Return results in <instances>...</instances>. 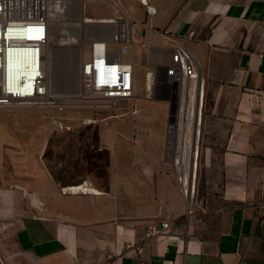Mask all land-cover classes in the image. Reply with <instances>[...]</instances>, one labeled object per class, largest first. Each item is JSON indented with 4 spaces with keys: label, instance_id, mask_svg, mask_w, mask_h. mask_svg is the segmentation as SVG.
Returning <instances> with one entry per match:
<instances>
[{
    "label": "crops",
    "instance_id": "0c3cea01",
    "mask_svg": "<svg viewBox=\"0 0 264 264\" xmlns=\"http://www.w3.org/2000/svg\"><path fill=\"white\" fill-rule=\"evenodd\" d=\"M120 1L134 39L164 46L168 30L202 66L195 193L174 174L169 101L155 104L136 82L131 117L111 138L109 181L87 192L91 203L55 211L38 174L0 167V264H264V0ZM61 179L66 194L81 193L79 176ZM167 214L171 227L145 238Z\"/></svg>",
    "mask_w": 264,
    "mask_h": 264
},
{
    "label": "built area",
    "instance_id": "2783aa9c",
    "mask_svg": "<svg viewBox=\"0 0 264 264\" xmlns=\"http://www.w3.org/2000/svg\"><path fill=\"white\" fill-rule=\"evenodd\" d=\"M74 1L0 0V108L62 109L67 104L78 103L85 108L99 109L120 99L134 98L137 81L133 56L135 24L120 0H107L117 15L99 21L106 27L90 40L89 54L81 66L82 88L76 93L77 99L69 97L59 101L51 96L48 47L56 20ZM80 1L84 10L86 2L105 0ZM161 35L168 44L152 46L142 41L139 45L147 49V63L154 67V73L148 72L147 77L152 75L154 88L168 101L175 102L171 115V128L176 138L172 164L177 181L189 198L196 189L200 125L205 104L203 71L198 58L168 30ZM259 56L263 58L264 52H259ZM54 122L58 124L57 119ZM84 183L73 187L79 188ZM78 191L84 192L82 188ZM259 208L264 218V200ZM171 225L172 218L168 214L163 220L148 223L145 238L162 234ZM129 247L135 248L139 255L143 251L141 244ZM138 264L149 263L140 257Z\"/></svg>",
    "mask_w": 264,
    "mask_h": 264
},
{
    "label": "rangeland",
    "instance_id": "374dc122",
    "mask_svg": "<svg viewBox=\"0 0 264 264\" xmlns=\"http://www.w3.org/2000/svg\"><path fill=\"white\" fill-rule=\"evenodd\" d=\"M83 15L115 16L116 12L113 5L105 0L87 2ZM67 29V32H55L49 43L48 56L50 71L54 74L58 70L63 79L64 90L71 94L70 90L79 92L82 88V62L89 54L91 38L101 34V29L98 23L80 26V39L77 35L73 36V29ZM134 42L137 87H146L149 83L147 74H153L154 67L147 63V52L139 45L142 41L135 38ZM150 84L144 91L151 101L158 104L159 101L167 100L154 88L152 75ZM59 94L64 95V92ZM131 107L132 100L120 99L99 109L85 108L78 103L67 104L62 109L38 106L0 108V136L3 139V145L0 146V167L23 172L25 176L38 174L43 181L42 196L48 194L57 202L55 211L61 210L63 206L68 208L91 203L93 196L87 192L66 194L61 178L79 176L81 181L74 185L86 182L94 188L109 181L111 160L115 152V147L110 144L111 138L116 135V125L130 119ZM55 119L58 124L54 122ZM121 133L119 131L118 135ZM173 170L177 179L175 169ZM46 175L53 177V182L51 180L46 184ZM39 201L38 198L39 209L45 212V207ZM63 202L66 203L62 205Z\"/></svg>",
    "mask_w": 264,
    "mask_h": 264
},
{
    "label": "bare ground",
    "instance_id": "6f19581e",
    "mask_svg": "<svg viewBox=\"0 0 264 264\" xmlns=\"http://www.w3.org/2000/svg\"><path fill=\"white\" fill-rule=\"evenodd\" d=\"M84 17H86L87 19H85ZM102 18H105V17H102ZM102 18L90 17L88 15H83V6L81 4V1L75 0L68 7V9H66L64 11V13L60 14L58 19L56 20L55 26H54V29L52 32V37L55 35L56 31H60V32L66 31V30L68 31L69 29H67V28H71L74 30V31L72 30L73 32L70 31L71 33H73V36L77 35V37H79V39H80V36L78 33V27L83 26V25L85 26L86 24L97 25V22H98L100 29H103L104 27H106V24L102 23L103 21L99 23L100 20H103ZM157 60L160 61L162 59L158 58ZM48 78H49V82H50L51 96H53L54 99H56V100L69 99V97H74V99H77L76 98V93H77L76 90L75 91H74V89L70 90L69 92H72L71 94H68L67 93L68 91L64 90L63 79L61 78V74L58 72V70H56V72L53 74L52 70L50 71V69H49ZM148 81H149L148 86H150L151 85L150 84V77H148ZM57 91L64 92V95H60L59 92H57ZM70 95H72V96H70ZM187 170L188 169L186 168L185 172H187ZM80 188H82L84 190V192L97 190L96 188L89 186L87 183L82 184L79 188L72 186L73 191H78V190H80Z\"/></svg>",
    "mask_w": 264,
    "mask_h": 264
},
{
    "label": "water",
    "instance_id": "95a60500",
    "mask_svg": "<svg viewBox=\"0 0 264 264\" xmlns=\"http://www.w3.org/2000/svg\"><path fill=\"white\" fill-rule=\"evenodd\" d=\"M144 3H147V2L145 1ZM169 102H170V114L172 115L175 111V102L174 101H169Z\"/></svg>",
    "mask_w": 264,
    "mask_h": 264
}]
</instances>
